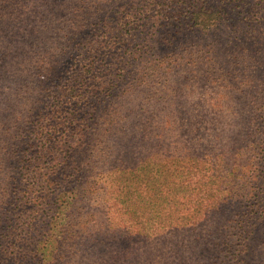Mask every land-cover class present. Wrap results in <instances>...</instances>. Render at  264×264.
I'll use <instances>...</instances> for the list:
<instances>
[{
	"label": "trees",
	"instance_id": "16d2710c",
	"mask_svg": "<svg viewBox=\"0 0 264 264\" xmlns=\"http://www.w3.org/2000/svg\"><path fill=\"white\" fill-rule=\"evenodd\" d=\"M18 1L0 0V264H264V0ZM152 166L196 179L203 218L171 242L96 222L104 177Z\"/></svg>",
	"mask_w": 264,
	"mask_h": 264
},
{
	"label": "rangeland",
	"instance_id": "374dc122",
	"mask_svg": "<svg viewBox=\"0 0 264 264\" xmlns=\"http://www.w3.org/2000/svg\"><path fill=\"white\" fill-rule=\"evenodd\" d=\"M12 3L14 6L15 2ZM16 3L22 5L21 0ZM1 5L0 3V7ZM20 15H23V12ZM152 167V172L147 171L150 174L127 176V183L133 185L129 189L117 181V175L104 177V189L97 198L99 208L96 209V222L106 226L109 232L116 235L129 233L149 235L150 238L168 236L166 241L171 242V236L177 231L182 232L183 227L197 223L203 218L200 210L194 208L200 195L197 189L199 187L192 189L196 179H185L184 184V180L179 183L178 178L163 179L165 174L159 175L163 169ZM185 184H190L192 188L187 189ZM164 255L167 256L164 261H176V256L169 255L166 248Z\"/></svg>",
	"mask_w": 264,
	"mask_h": 264
}]
</instances>
